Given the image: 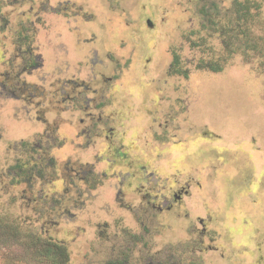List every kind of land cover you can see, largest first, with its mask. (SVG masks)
<instances>
[{"label":"rangeland","instance_id":"rangeland-1","mask_svg":"<svg viewBox=\"0 0 264 264\" xmlns=\"http://www.w3.org/2000/svg\"><path fill=\"white\" fill-rule=\"evenodd\" d=\"M3 4H0V24L4 17L10 24L0 30V82L7 80L1 74L11 70L19 39L18 26L14 24L20 19L10 6ZM50 5L54 13L46 14L42 10L36 18L35 15L30 18L36 22L34 43L39 54L45 51V66L20 76L21 80L36 83L37 91L44 90V95L34 98L40 107L19 110L17 107L24 101L1 92L0 86V132L12 136L0 138V264L6 260L51 264V257L41 251L48 243L63 244L67 248L68 264H114L119 249L125 248L132 239L126 235L107 242L99 239L100 230L96 227L100 222L107 221L112 233L124 226L122 223L113 227V222H118L122 214L125 225H129L126 222L133 215L117 206L118 209L116 204H108L106 211L99 205L73 208L74 220L79 221V226L64 215L61 219L69 222L60 227L59 223L50 222L48 216L50 200L46 194L52 195L50 185L38 181L32 189L24 184L13 186L16 175L9 168L21 155L22 159L27 158L20 143L17 145L21 138L14 122L23 118L37 122L33 108L40 109L38 114L52 121L56 113L44 114L45 109L54 107L49 102L51 84L68 78L87 85L81 105L83 111L69 104L66 112L59 111L55 116L53 126L57 124L64 129L68 122L76 125L75 130L70 129L69 140L75 138L81 146L84 144V137H78V123L80 118L89 123L84 113V106L88 105L92 115L101 116L105 124L118 131L139 125L134 121L140 117V126L135 130L140 135L142 161L165 162L172 173L179 149L189 151L192 141L198 143L200 148L186 157L187 161L196 157L189 174L200 179L209 193L194 194L192 203L196 202L197 206L192 209V215L204 211L202 199L205 197L206 206L218 219L213 228L218 238L214 245L220 247L219 252H209L206 262L205 253L198 255L203 264L237 263L238 256L222 248L226 247L224 240L229 235L236 240L235 249L241 254L255 245L252 234L245 243H240L239 234L224 229L219 220L226 215L236 217V224L243 231L250 233L256 227L255 233L264 251V0H51ZM28 7L26 2L24 8ZM119 18H122L121 25H116ZM114 26L123 30V40L117 37L122 41L121 48L120 40L111 36ZM134 71L141 73L143 88H137L134 93V84L128 82L125 91L122 89L118 94L116 85L108 78L116 72L123 77L135 74ZM138 91H143L140 98H137ZM100 94L104 95L106 106L99 111L91 100ZM58 95L56 99L60 98ZM122 98L126 99L127 106L122 105ZM132 102L136 106L132 107ZM3 115L9 117L3 119L4 124L11 123L6 134L1 123ZM102 127L101 124L100 134L104 135ZM132 132L128 130V135ZM58 135L61 139L67 133L58 132ZM95 139L104 147L103 138ZM60 163L58 172L64 175V161ZM117 171L123 170L117 168ZM47 173L57 174L52 170ZM163 182L169 184L167 180ZM164 225L161 232L165 264H193L194 236L179 230L173 215L166 217ZM61 228L66 232H60ZM155 237L161 240L157 233ZM154 244L157 250L159 247ZM146 252L145 249L136 254L133 264H140L139 255L143 257Z\"/></svg>","mask_w":264,"mask_h":264},{"label":"flooded vegetation","instance_id":"flooded-vegetation-1","mask_svg":"<svg viewBox=\"0 0 264 264\" xmlns=\"http://www.w3.org/2000/svg\"><path fill=\"white\" fill-rule=\"evenodd\" d=\"M26 2L29 3L28 9L24 8ZM0 4L10 6L12 13L15 15L16 12V16L20 17L17 23L14 24L16 27L18 26L16 35L19 37L16 42L15 56L11 61V70L4 71L1 74L7 78V80L0 82L1 92L24 101V104L17 107L20 108L19 110H23V108L28 106H37L39 108L40 106L34 101V98L44 95V90L43 92L42 90H39L40 92L37 91L38 86L36 83L21 80L20 76L22 73H30L41 66H45V55H43L45 51L39 54L38 47L34 43L37 31L36 22L30 21V18L33 15L36 18L42 10L46 14H52L55 10L54 12L51 10V0H5ZM121 19L119 18L115 24L121 25ZM9 24V20L4 17L3 22L0 24V30H4ZM147 25L153 26L152 23ZM117 28L114 26V35L111 36L120 37L123 40L121 38L123 35L121 31L123 30L119 31ZM121 40L118 42V46L121 45ZM41 45L44 48V45ZM121 47L122 45L119 48ZM17 60H19L18 64L16 63ZM134 72L135 74L132 72L123 77L116 72L114 76L108 78L110 82L113 81L116 85L115 89L118 94L122 89L125 91V86L128 82L134 84V89H136L134 93L139 90L137 88H143L145 82L141 79V73ZM15 85L21 87L15 88ZM51 88L49 102L51 105L54 103V107L49 110L45 109L44 114L46 115V111L56 113L50 119L52 121L47 119L49 117L38 114L41 112L40 109L35 110L33 108L31 110L36 112L37 122H30L27 118H23V121L14 122L15 128H18L17 134H20L18 137L21 138L17 145L20 143L19 146H21L22 153L27 154V158L22 159L21 155V159L9 168V172L16 175L13 182L14 187L24 184L27 188L32 189L38 181L51 186L52 195L46 194L50 200L47 205L50 208V213L48 214L51 217L50 222L59 223L61 227L62 223L69 222L61 219L64 215L74 220L76 214L72 209L82 208L87 204L88 206L99 205L104 211L108 209V204H116V207L127 210L133 215L126 222L129 225H125V218H122V214L118 216V222H113V227L117 224H124L120 230L114 229L111 233L109 231L110 224L107 221L98 223L96 227L97 230H100L99 239L102 242H107L111 238L116 240L120 235L132 237L125 248L121 247L119 249L120 252L116 260H114V264H133L134 256L144 252L145 249L147 252L143 254V257L139 255L138 262L140 264H165L164 235H162L161 231H164L163 226H165L168 215H173L179 230L189 231L194 236V247L191 251L196 255L191 256L193 264H203L201 256H198L202 253H205L203 258L206 262L209 252L220 251V247L214 245V242L218 239L214 230L218 219L212 213L213 210L206 206L205 197L201 198L202 201L204 200V204H202L204 211L197 215H192V209L195 205L197 206L196 202L192 203L194 194L200 191L203 194L209 193V190L204 188L205 185L201 183L200 179H196L189 174V168L196 157H193V162L187 161L186 157H189V154L196 148H200L198 143L192 141L191 144L193 145L192 147L190 146L189 151H182L181 149L183 148L179 149L180 154L173 162L175 172L172 173L168 171L169 169H167L168 166L165 162L155 163L147 159L146 162L142 161L139 155V151L142 150V144L139 143L140 135L138 130H135L140 126V117H136L134 121L139 123V125L129 126L125 130L126 132L123 129L118 131L117 128L105 124L101 116L97 118L92 115L87 105L84 106V113L86 117H89V123L83 121L84 118H80L78 123L80 125L78 137H84V146H81L82 143H79L75 138L68 139L72 136L70 129L75 130L77 128L76 125L72 126V123L68 122V127L64 129L57 124L56 126L53 125L56 123L57 119L55 118L57 117L55 116H57V113L59 111L66 112L69 109V104H74L73 107L76 106L79 110H82L81 105L87 93V85L78 79L68 78L62 81L58 79L56 83L51 84ZM134 89H130V91ZM142 92H137V98H140ZM57 93H59V99L55 98ZM91 101L94 103V108L99 111L106 106L103 94L96 95ZM121 101L122 105L127 106L126 99L122 98ZM130 105L133 107L134 105L136 106V103L132 102ZM4 115L1 123L2 127L7 130L5 131L6 134L11 128V123L10 125L4 124L3 119L8 117ZM101 124L103 125L104 135L100 134L99 127ZM130 129L133 131L131 136L128 135V130L130 131ZM58 132L67 133V135L60 139ZM2 135H4V132H0V138L3 137ZM6 137L12 136L4 135L5 139ZM95 137L105 140L104 147L98 144ZM16 149L19 150L18 146ZM54 150L55 152H53ZM57 158H61L59 160L64 161L63 167L66 170L64 175L58 172L61 163ZM47 168L52 170V173L56 171V176L48 174V170L46 172ZM117 168H121L123 171L115 172ZM165 180L169 183L168 185L163 182ZM219 222L224 225V229H227L228 233L239 234L240 243H245V240L249 239L251 234L255 237L254 247L249 248L246 254H244L245 251L241 254L239 249H235L236 240H233L232 236L229 235L225 238L226 247L222 248L225 251H229L230 255L235 254L238 256L237 263L234 261L233 264L263 263L264 251L261 242L258 241L259 237L255 233L256 227L250 233L249 231H243L241 226H237L236 217L232 219L227 215L225 219L219 220ZM72 224L79 226V221L74 220ZM59 231L66 232L62 228ZM156 233L161 240L159 238L156 240ZM111 234L113 235L111 236ZM220 235V238H222L221 233ZM241 239H243V242ZM155 242L157 247H159L157 250H154Z\"/></svg>","mask_w":264,"mask_h":264},{"label":"trees","instance_id":"trees-1","mask_svg":"<svg viewBox=\"0 0 264 264\" xmlns=\"http://www.w3.org/2000/svg\"><path fill=\"white\" fill-rule=\"evenodd\" d=\"M42 252L47 253L51 259V264H68L69 261V252L67 251V248L64 245L58 244V243H48L45 246L44 250H41ZM3 264H21V263H15L13 261L6 260Z\"/></svg>","mask_w":264,"mask_h":264}]
</instances>
